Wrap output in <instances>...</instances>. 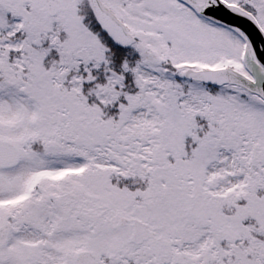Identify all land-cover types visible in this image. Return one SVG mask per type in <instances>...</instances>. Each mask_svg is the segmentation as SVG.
<instances>
[{
	"label": "snow or ice",
	"instance_id": "snow-or-ice-1",
	"mask_svg": "<svg viewBox=\"0 0 264 264\" xmlns=\"http://www.w3.org/2000/svg\"><path fill=\"white\" fill-rule=\"evenodd\" d=\"M0 264H264V0H0Z\"/></svg>",
	"mask_w": 264,
	"mask_h": 264
}]
</instances>
